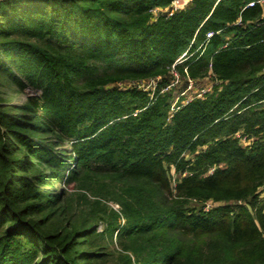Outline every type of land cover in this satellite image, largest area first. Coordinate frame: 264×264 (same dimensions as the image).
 I'll use <instances>...</instances> for the list:
<instances>
[{
	"label": "trees",
	"instance_id": "trees-1",
	"mask_svg": "<svg viewBox=\"0 0 264 264\" xmlns=\"http://www.w3.org/2000/svg\"><path fill=\"white\" fill-rule=\"evenodd\" d=\"M173 1L0 0V264H264V0Z\"/></svg>",
	"mask_w": 264,
	"mask_h": 264
},
{
	"label": "rangeland",
	"instance_id": "rangeland-1",
	"mask_svg": "<svg viewBox=\"0 0 264 264\" xmlns=\"http://www.w3.org/2000/svg\"><path fill=\"white\" fill-rule=\"evenodd\" d=\"M190 1L191 0H183V2L181 4H178V5L172 4L170 7L166 8V9L155 8L156 10L154 11V13L156 15L157 14L159 15V14H164L165 12H167L169 10H171V12L176 11V10H180V9L185 8ZM176 63H183V62H176ZM169 76L174 77L173 82L175 85L172 87V89H173L172 95L174 97V101H173L174 103L176 101H178V99L180 97H183L185 99L186 97L189 98V97L193 96L194 93H197V92H201V91L209 92L213 89V85L215 84L214 82H216L210 76H207V77L201 78V79H197V80H192L186 74V78H183L181 76V74L177 72L176 67H173V66L171 68V73ZM158 81H159V79H150V80H147L144 82H135V84H139L140 86H142L144 84V86H142V87L146 88L147 90L153 91L156 89V85H157ZM190 81H192V82H190ZM131 84H132V80H128V81H124L122 83H119L120 86H124V87L130 86ZM190 86H193V89H189ZM26 92L29 95H33V94H37L39 91L34 90V89H26ZM25 98H26L25 93L13 92L9 95L8 100L11 101V103H13V104H20ZM242 140H243V143H246V144L248 143L245 139H242ZM58 149L59 150H69V147L67 146V144L61 145V146L59 145ZM172 176L176 177V173H175V171H173V169H172ZM262 194L264 196V190L262 191ZM212 204H213L212 202H208L205 206H206V208H210L212 206ZM102 229H103V226L101 225L100 230H102Z\"/></svg>",
	"mask_w": 264,
	"mask_h": 264
},
{
	"label": "built area",
	"instance_id": "built-area-1",
	"mask_svg": "<svg viewBox=\"0 0 264 264\" xmlns=\"http://www.w3.org/2000/svg\"><path fill=\"white\" fill-rule=\"evenodd\" d=\"M260 1L263 2V0H260ZM182 2H183V0H174V1H173V4L178 5V4H181ZM249 5H250V6H253L254 3L251 2ZM155 10H156V9H154L153 11H155ZM213 35H214V32H212V31H211V32H208V33H207V38L209 39V38L213 37ZM201 46H202V44H201ZM192 54H193V53L185 52L183 55H181V57L177 60V62H184V61L187 60ZM176 64H178V63H176ZM176 64H174L173 67H175ZM135 82H144V81H132V84L130 85V87H131V86H136V87H138V88H143V89L147 90L146 88L142 87V86H144V84H143L142 86H140L139 84H135ZM190 82H192V81H190ZM174 85H175V84H174V82H173L170 86H174ZM170 86H168L167 88H170ZM189 89H193V86H190ZM205 93H206V92L201 91V92H198L197 95L200 97V96L204 95ZM190 99H191V98H190ZM176 102H177V101H176ZM176 102L174 103V105L176 104Z\"/></svg>",
	"mask_w": 264,
	"mask_h": 264
}]
</instances>
